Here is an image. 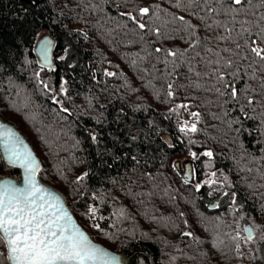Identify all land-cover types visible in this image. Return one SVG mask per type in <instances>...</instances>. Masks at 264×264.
Segmentation results:
<instances>
[{
  "label": "trees",
  "instance_id": "obj_1",
  "mask_svg": "<svg viewBox=\"0 0 264 264\" xmlns=\"http://www.w3.org/2000/svg\"><path fill=\"white\" fill-rule=\"evenodd\" d=\"M229 7L238 6L0 0V115L30 140L42 178L65 194L78 222L127 264H264V238L253 250L230 213L234 203L264 230V67L235 54L248 55L237 43L258 39L264 0L239 13ZM233 16L248 24H233ZM242 26L250 31L238 36ZM42 30L56 40L53 68L34 53ZM229 59L233 66L223 67ZM217 69L229 80L237 72L240 103L245 96L257 103L241 112L218 95ZM193 123L196 132L182 130ZM204 149L228 176L229 195L185 180L175 166L176 157L195 152L198 160ZM0 253V264H9L3 244Z\"/></svg>",
  "mask_w": 264,
  "mask_h": 264
},
{
  "label": "snow or ice",
  "instance_id": "obj_2",
  "mask_svg": "<svg viewBox=\"0 0 264 264\" xmlns=\"http://www.w3.org/2000/svg\"><path fill=\"white\" fill-rule=\"evenodd\" d=\"M210 2V0H206ZM251 0H230L231 5L238 7H229L226 11L229 13H239L244 11L243 5L250 3ZM149 8H141L140 14L147 15ZM216 8H211L210 12H217ZM135 20V17H132ZM180 17V20H183ZM203 19V17H201ZM260 19L264 21V16ZM232 23L248 24L247 20L237 22L235 17ZM218 26L225 27L228 33L234 31L227 25L217 22ZM210 26V25H209ZM144 28V24L139 25ZM250 29L241 27L237 35L240 36ZM258 39H254L249 43L247 40L243 45L237 43V49H244L248 55H241L242 60H250L253 64H259L264 67V27L259 28L257 33ZM220 40H231L232 37L220 36ZM195 47V45H193ZM160 51V49H157ZM209 51H212L209 49ZM229 52L230 49H223ZM177 52H168L169 56L176 57ZM64 57H61L63 59ZM220 64L219 60L213 61ZM235 61L229 59L223 62V67L231 68ZM216 81L221 87H216L215 91L220 96H228L236 101L240 111H244V104L252 105L257 103L251 97L245 96L244 103H240L242 91L235 85L237 72L230 73L231 80L227 79L223 72L219 69L213 73ZM113 75V73H108ZM47 88L48 85L44 84ZM171 87V86H169ZM261 87L264 88V82ZM62 91H65L62 89ZM169 95H172L169 92ZM188 105H179L178 108H187ZM175 111V110H174ZM197 120L199 113H191ZM237 123L240 121L237 120ZM196 132V124L193 123L190 128L182 129ZM95 139V137H93ZM0 143L5 147L8 153V159L14 164H19L25 170V182L23 187H17L11 181L0 183V244L7 248V259L12 264H112L114 257H111L104 249L93 244L89 237L72 221L67 210L63 207V202L55 193L39 185L35 179L39 165L30 151H22L18 145L22 142L16 133L6 125L0 124ZM205 156L211 157L212 152H205ZM193 158H197L195 152L192 153ZM87 173H85V176ZM215 175V173H213ZM81 177L80 179H83ZM215 181H213L214 183ZM93 214L96 209L91 210ZM251 233L247 239H251ZM3 256V253H0Z\"/></svg>",
  "mask_w": 264,
  "mask_h": 264
},
{
  "label": "water",
  "instance_id": "obj_3",
  "mask_svg": "<svg viewBox=\"0 0 264 264\" xmlns=\"http://www.w3.org/2000/svg\"><path fill=\"white\" fill-rule=\"evenodd\" d=\"M55 42H56L55 38L49 32H46V30H43L40 33L39 37L37 38L34 44V53L41 67L53 68L55 66ZM0 124L6 125L8 128H11L14 133H16V135L19 137V140L22 142L20 145H18V147H20L22 151L27 150L31 152L32 156L35 158L36 162L39 165L38 171L36 172V176H35L37 183L60 197L61 201L63 202V207L67 210L68 214L70 215L72 221L76 224V226L79 227L89 237V239L93 244L104 249L106 252L110 254L111 257L115 258L114 260H112V264H127V258L123 252L113 250L91 237L89 232L78 222L77 218L75 217L74 213L71 210V207L67 202V198L65 194L60 189L53 186L52 184H50L49 182H47L42 178L41 176V170L43 167L42 162L37 152L35 151L34 147L32 146L30 140L27 138V136L17 127V125L3 118L1 115H0ZM0 154L2 157L3 164L14 171L13 173L11 172L2 173V174L0 173V183H3L4 181H11L17 187H23L25 182L24 168L20 167L18 163L14 164L9 161L8 153L5 151V147L2 143H0ZM178 163L179 161H175L174 164L176 167ZM184 165L187 168L186 169L187 171L188 170L190 171L192 169L190 160H184ZM183 178L187 181H191V177L190 178L186 177L184 174H183ZM245 230H246V235L248 237L249 234L251 233V228L248 226L246 227ZM9 264H12L10 260H9Z\"/></svg>",
  "mask_w": 264,
  "mask_h": 264
},
{
  "label": "rangeland",
  "instance_id": "obj_4",
  "mask_svg": "<svg viewBox=\"0 0 264 264\" xmlns=\"http://www.w3.org/2000/svg\"><path fill=\"white\" fill-rule=\"evenodd\" d=\"M46 32L48 31L46 30ZM205 152H209V150H202V155L200 156V158H198V160H195V158H193L192 152H190L189 154L178 156L174 159V163L175 161H179L180 163L184 164V160H190L192 169L188 173L189 177H191V181L194 184L196 183V185L199 186L200 184L207 183L212 187L214 191H219L221 194L227 193L229 195V193L231 192L227 179L228 176L226 175V173L219 172L217 169L213 168L212 163L210 161V157L205 156ZM195 164L197 166V170L195 169ZM183 166L185 167V165H182V169L184 171L186 170V167L184 168ZM9 170L10 168L7 167V169L3 170L2 173H7L9 172ZM178 171L183 177V173L179 169ZM213 173H215V175H213ZM213 181L215 182L213 183ZM229 199H231L232 202V196H230ZM216 204L212 203V206H215ZM232 206L233 208L230 209V213L233 219L234 228L237 231L241 232L246 238L247 235L245 229L248 226L251 228L252 238L250 239V247L254 250L257 245V242L264 238V230L254 219L250 218L249 220H245L244 214L240 210H237L236 205L234 203H232Z\"/></svg>",
  "mask_w": 264,
  "mask_h": 264
},
{
  "label": "flooded vegetation",
  "instance_id": "obj_5",
  "mask_svg": "<svg viewBox=\"0 0 264 264\" xmlns=\"http://www.w3.org/2000/svg\"><path fill=\"white\" fill-rule=\"evenodd\" d=\"M182 165H184V164H182V163L179 162V163L177 164L178 169H179V170H180V171H181L186 177H189V173H188L189 170H188V171H187V170H184V171H183V169H182ZM183 167H184V166H183ZM184 168H185V167H184ZM185 169H187V168H185ZM9 172L13 173L14 171L10 169ZM15 173H16V172H15ZM189 178H190V177H189Z\"/></svg>",
  "mask_w": 264,
  "mask_h": 264
}]
</instances>
